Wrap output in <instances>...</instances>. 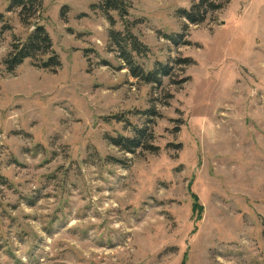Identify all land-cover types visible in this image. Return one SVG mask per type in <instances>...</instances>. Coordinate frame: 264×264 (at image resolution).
I'll return each instance as SVG.
<instances>
[{"label": "rangeland", "instance_id": "1", "mask_svg": "<svg viewBox=\"0 0 264 264\" xmlns=\"http://www.w3.org/2000/svg\"><path fill=\"white\" fill-rule=\"evenodd\" d=\"M56 72L3 64L23 25L0 0V264H264V0H42ZM9 28V29H8ZM112 32L162 85L135 78ZM188 61L189 63H184ZM153 131L156 153L112 140Z\"/></svg>", "mask_w": 264, "mask_h": 264}, {"label": "trees", "instance_id": "2", "mask_svg": "<svg viewBox=\"0 0 264 264\" xmlns=\"http://www.w3.org/2000/svg\"><path fill=\"white\" fill-rule=\"evenodd\" d=\"M97 6L104 14L108 15L110 20H112L110 16L111 12L118 13L122 19H126L129 15L130 5L126 0H99ZM221 7L217 0H200L197 4L193 5L191 10L181 11L180 14L191 24H201L206 20L209 12L218 11ZM13 11H18L22 24L32 26L33 30L26 40H16L13 42L10 52L3 62L6 70L13 73L26 60H33L36 61V65L39 68L56 72L61 68L62 63L60 56L54 49L50 35L44 26L38 23L31 24L30 22L36 15L41 16L43 1L12 0L8 12L11 13ZM1 19H3L2 15H0ZM111 37L121 49H124L122 51L123 56L135 78H141L148 84L162 85V77L170 75V68L168 66L159 65L153 71L146 73L141 66L133 62L127 54V46L131 45L133 51L140 54L142 53V49L141 45L130 33L122 38L121 33L112 32ZM184 63L189 62L185 61ZM154 139L153 131L148 128V125H145L141 128H134L133 137L126 138L120 136L112 140V143L128 154H135L137 150L156 153L159 149L153 145Z\"/></svg>", "mask_w": 264, "mask_h": 264}]
</instances>
